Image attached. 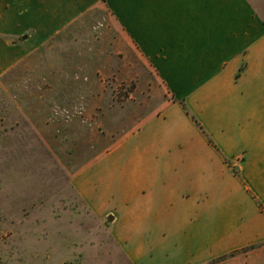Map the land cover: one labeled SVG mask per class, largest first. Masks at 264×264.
<instances>
[{
    "label": "crops",
    "instance_id": "1",
    "mask_svg": "<svg viewBox=\"0 0 264 264\" xmlns=\"http://www.w3.org/2000/svg\"><path fill=\"white\" fill-rule=\"evenodd\" d=\"M8 3L0 74L102 3L176 99L118 143L114 180L100 178L99 199L123 219L115 237L126 258L206 264L257 245L212 264H264V0ZM241 153L238 176L225 159L236 164Z\"/></svg>",
    "mask_w": 264,
    "mask_h": 264
},
{
    "label": "rangeland",
    "instance_id": "2",
    "mask_svg": "<svg viewBox=\"0 0 264 264\" xmlns=\"http://www.w3.org/2000/svg\"><path fill=\"white\" fill-rule=\"evenodd\" d=\"M9 6L1 0L0 12ZM168 100L102 3L0 74V264H133L100 178L114 180L118 143ZM243 159H225L228 171L239 176Z\"/></svg>",
    "mask_w": 264,
    "mask_h": 264
},
{
    "label": "water",
    "instance_id": "3",
    "mask_svg": "<svg viewBox=\"0 0 264 264\" xmlns=\"http://www.w3.org/2000/svg\"><path fill=\"white\" fill-rule=\"evenodd\" d=\"M24 38H26V36H24ZM110 219H112V217H109Z\"/></svg>",
    "mask_w": 264,
    "mask_h": 264
}]
</instances>
